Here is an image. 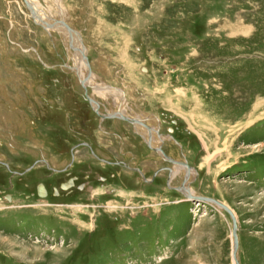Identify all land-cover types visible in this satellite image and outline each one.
<instances>
[{"label":"rangeland","instance_id":"obj_1","mask_svg":"<svg viewBox=\"0 0 264 264\" xmlns=\"http://www.w3.org/2000/svg\"><path fill=\"white\" fill-rule=\"evenodd\" d=\"M24 2L0 0V264H235L230 215L183 187L264 264V0Z\"/></svg>","mask_w":264,"mask_h":264},{"label":"bare ground","instance_id":"obj_2","mask_svg":"<svg viewBox=\"0 0 264 264\" xmlns=\"http://www.w3.org/2000/svg\"><path fill=\"white\" fill-rule=\"evenodd\" d=\"M26 2H27V4L30 6V8H31V11H33L34 10V13L35 14H37L36 13V9H34V4H32V2H31V0H25ZM25 3V2H24ZM26 4V3H25ZM26 4V5H27ZM28 5H27V7H28ZM29 8V7H28ZM30 10V9H29ZM30 11V12H31ZM38 15V14H37ZM33 16V18L36 20V21H38L39 19L38 18H36V16L35 15H32ZM40 21V20H39ZM41 22V21H40ZM37 23V22H36ZM40 24H42V23H40ZM59 27L60 29H61V31H62V29L65 31V33H67L68 34V36H69V38H70V40H69V47L71 48V50H73L74 51V53H72V58H73V60H74V63H76V67H77V74H78V79L80 80V81H83V83H84V89L85 88H87V86H92V84H93V77H92V75L90 74V71L88 72V75H85V70L87 71V69H88V67H87V63L85 62V55H86V51H84V50H81V47H79V44L77 43V42H80V41H78L79 39H77L76 41V43H73L72 42V40H73V38H74V36H77V33L76 32H74V31H72L69 27H68V25H66V23H64L63 21H59V22H57V23H55V24H53V25H50L49 26V24L47 25V27H49L50 29H54V28H56V27ZM63 32V31H62ZM73 37V38H72ZM78 38V37H77ZM75 39H76V37H75ZM75 42V41H74ZM79 67H82V69H84L83 71H82V74H81V77L79 76V73H81V69L79 68ZM87 74V73H86ZM84 76V78H85V80H84V78H82ZM78 80V81H79ZM85 81V82H84ZM81 85H82V83H81ZM116 92V91H115ZM114 92V90H112V89H110V88H108V87H94V93H96V94H98L99 96H102V97H104L105 95H114L113 97H114V100H115V103H118L119 101H121V103H120V105L122 106V103L124 102L123 101V96H122V94L120 93V92H116L115 93ZM85 94L87 95V93L85 92ZM87 97L91 100V102H90V104L91 105H96L97 106V102L96 101H94L92 98H90L88 95H87ZM121 97V98H120ZM124 104V103H123ZM94 112H95V114H96V112L98 113V108H96V107H94ZM120 112H122L123 113V111H120ZM120 112H116V113H113V114H111V115H114V114H122V113H120ZM124 114V113H123ZM122 114V115H123ZM97 115V114H96ZM98 115H100L99 113H98ZM97 115V116H98ZM101 116H105V115H101ZM99 117V116H98ZM100 118V117H99ZM101 120H104V119H102V118H100ZM135 120H137V119H135ZM137 121H139V120H137ZM142 124H138V123H136V124H134V125H132L135 129H139V131H138V133L141 135V137L142 138H144V140L147 138V136H148V140H147V142H146V144H149L150 146H151V144L153 143V134H155L156 136H158L157 135V132H156V129H154V128H150V126H148V125H146V124H144L142 121H140ZM130 125V124H129ZM156 138V137H155ZM160 138V137H159ZM161 139V138H160ZM157 145V144H156ZM152 148V147H151ZM158 148H160L159 146L156 148V149H158ZM152 149H155V148H152ZM161 149V148H160ZM157 154H159V153H157ZM161 155V154H160ZM73 156V155H72ZM162 156V155H161ZM73 158V157H72ZM170 158V157H169ZM173 160V159H172ZM173 161H175V160H173ZM175 162H178V163H184V165H178V164H175V165H173V164H170V165H172L173 167H182V168H184L185 169V171H186V173H185V182H188L189 180H190V177H188V172H189V174H190V176H191V173H190V169L188 168V165L185 163V162H181V161H175ZM168 171V170H166V169H160V171ZM170 175L172 174V170H171V172L169 173ZM175 175L174 176H176V175H179L180 174V170L179 171H177L176 173H174ZM154 176H156V173L154 174ZM173 176V175H172ZM155 178V177H154ZM153 178V179H154ZM183 189L185 190L183 193L186 195V197L189 199V200H194L193 198H198V197H195L196 195L194 194V192L190 189V187H183ZM178 190V189H177ZM212 200V199H211ZM214 201V200H213ZM196 202H201V201H196ZM202 203H213V204H215L216 206H218L217 205V203H219V202H217V201H214V202H211V201H203ZM221 204V203H220ZM219 207V206H218ZM220 208V207H219ZM235 218V217H234ZM235 223H236V219H235ZM236 227H237V225H236ZM232 236H233V242H234V235H233V232H232ZM235 236H236V239H237V235H236V230H235ZM238 242V241H237ZM236 251H237V249H236ZM236 251L234 252V257H235V259H236ZM233 257V258H234ZM237 260V259H236ZM239 263V262H238Z\"/></svg>","mask_w":264,"mask_h":264},{"label":"water","instance_id":"obj_3","mask_svg":"<svg viewBox=\"0 0 264 264\" xmlns=\"http://www.w3.org/2000/svg\"><path fill=\"white\" fill-rule=\"evenodd\" d=\"M85 97H86V100L90 103L91 102V100L87 97V95L85 94ZM96 114L98 115V113L96 112ZM100 118H102V119H119V120H122V121H124V122H126V123H128V124H130V125H134V124H136V123H140V124H142L140 121H137V120H135V119H132V118H129V117H126V116H124V115H122V114H114V115H105V116H101V115H98ZM82 145H85L86 146V144H82ZM147 145V147H148V149H150L151 151H153V152H155V153H159V154H161L162 155V157H163V159H165L166 161H167V163H169V164H173V165H175V164H178V165H184V163H178V162H175V161H173L171 158H169L164 152H163V150L162 149H160V148H158V149H152L151 148V146L149 145V144H146ZM165 169V168H164ZM168 171H169V173L171 172V169L170 168H166ZM181 188H179L178 189V191H180L181 192ZM195 201H201V202H203V201H211V202H214L213 200H211V199H208V198H193ZM217 205L221 208V209H223L224 211H226L229 215H230V217H231V219H232V222H233V235H234V242H233V257H234V252L236 251V249H237V247H238V242H237V239H236V236H235V230H236V223H235V218H234V215L232 214V212L226 207V206H224V205H222V204H220V203H217ZM234 263L235 264H239L238 263V261L235 259V257H234Z\"/></svg>","mask_w":264,"mask_h":264},{"label":"flooded vegetation","instance_id":"obj_4","mask_svg":"<svg viewBox=\"0 0 264 264\" xmlns=\"http://www.w3.org/2000/svg\"><path fill=\"white\" fill-rule=\"evenodd\" d=\"M157 134H158V132H157ZM159 138V137H158ZM156 149V148H155ZM5 167H7L6 165H4ZM167 167H165V169H166ZM8 169V168H7ZM167 170V169H166ZM185 170V169H184ZM160 173H162V172H164V171H159ZM156 173V172H155ZM154 173V174H155ZM185 173H186V171H185ZM153 174V175H154ZM159 174V173H158ZM157 173H156V176H152V179L150 180V181H153V178L154 177H157V175H158ZM168 176H169V171H168V174H167ZM167 181H168V179H167ZM169 181H170V179H169ZM169 182H166V184H167V187H169V188H171L170 186H169V184H168ZM182 191V190H181ZM46 190H43L42 189V187H40V188H38L37 189V193L41 196V197H43V195L45 196L46 195Z\"/></svg>","mask_w":264,"mask_h":264}]
</instances>
